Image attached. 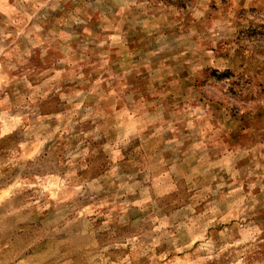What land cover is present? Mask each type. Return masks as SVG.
<instances>
[{"label":"rangeland","instance_id":"374dc122","mask_svg":"<svg viewBox=\"0 0 264 264\" xmlns=\"http://www.w3.org/2000/svg\"><path fill=\"white\" fill-rule=\"evenodd\" d=\"M0 264H264V0H0Z\"/></svg>","mask_w":264,"mask_h":264}]
</instances>
